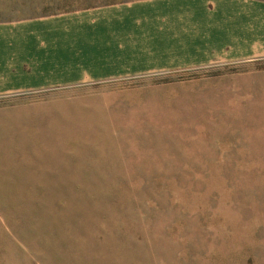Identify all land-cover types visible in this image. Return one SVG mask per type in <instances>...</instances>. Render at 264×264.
Masks as SVG:
<instances>
[{
    "label": "rangeland",
    "instance_id": "rangeland-1",
    "mask_svg": "<svg viewBox=\"0 0 264 264\" xmlns=\"http://www.w3.org/2000/svg\"><path fill=\"white\" fill-rule=\"evenodd\" d=\"M0 264H264V59L0 97Z\"/></svg>",
    "mask_w": 264,
    "mask_h": 264
},
{
    "label": "crops",
    "instance_id": "crops-1",
    "mask_svg": "<svg viewBox=\"0 0 264 264\" xmlns=\"http://www.w3.org/2000/svg\"><path fill=\"white\" fill-rule=\"evenodd\" d=\"M255 59L264 0H0V97Z\"/></svg>",
    "mask_w": 264,
    "mask_h": 264
}]
</instances>
